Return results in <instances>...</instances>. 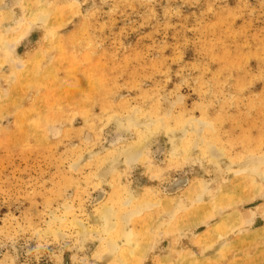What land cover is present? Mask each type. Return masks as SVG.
I'll return each instance as SVG.
<instances>
[{
  "label": "rangeland",
  "instance_id": "374dc122",
  "mask_svg": "<svg viewBox=\"0 0 264 264\" xmlns=\"http://www.w3.org/2000/svg\"><path fill=\"white\" fill-rule=\"evenodd\" d=\"M0 264H264V0H0Z\"/></svg>",
  "mask_w": 264,
  "mask_h": 264
}]
</instances>
